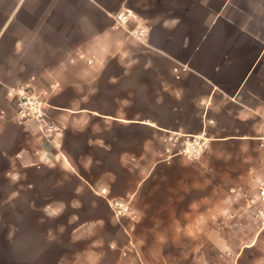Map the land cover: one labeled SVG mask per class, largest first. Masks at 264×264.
<instances>
[{
    "label": "crops",
    "instance_id": "0c3cea01",
    "mask_svg": "<svg viewBox=\"0 0 264 264\" xmlns=\"http://www.w3.org/2000/svg\"><path fill=\"white\" fill-rule=\"evenodd\" d=\"M26 83L52 134L17 120L10 92ZM180 137L205 144L197 154L252 156L248 169L264 156V0H0V198H44L39 218L81 207L72 231L96 234L87 264L106 252L151 264L112 199L213 186L198 162L181 177ZM203 233L226 247L219 229Z\"/></svg>",
    "mask_w": 264,
    "mask_h": 264
},
{
    "label": "rangeland",
    "instance_id": "374dc122",
    "mask_svg": "<svg viewBox=\"0 0 264 264\" xmlns=\"http://www.w3.org/2000/svg\"><path fill=\"white\" fill-rule=\"evenodd\" d=\"M191 140L180 137L175 149L179 151ZM206 146L205 150L210 145ZM179 156L181 177L195 179L188 165L198 162L210 169L207 173L214 185L205 190L181 183L166 187L165 198H153L155 193L152 198L112 199L116 212V202L127 204L129 210L120 214L127 221L138 222L136 237L146 240L142 245L144 258H164L168 262L164 264H264V217L260 215L264 209V156L254 169L246 168L253 162L249 155H206L201 150L197 155L182 152ZM159 158H166L165 162L172 159L167 155ZM31 199L0 198V264H87L96 259L95 251H85L96 234L72 231L81 207L68 206L57 217L39 218L44 198L38 202L41 208ZM99 206L108 211L103 202ZM201 212L205 216L197 219ZM213 229L224 234V249H218L203 233ZM194 230L199 232L190 233ZM158 237L161 242H157ZM115 259L114 252H106L102 264H112ZM161 260L151 264H163Z\"/></svg>",
    "mask_w": 264,
    "mask_h": 264
},
{
    "label": "built area",
    "instance_id": "2783aa9c",
    "mask_svg": "<svg viewBox=\"0 0 264 264\" xmlns=\"http://www.w3.org/2000/svg\"><path fill=\"white\" fill-rule=\"evenodd\" d=\"M126 17L122 14L118 15V21H125ZM11 99L16 106V118L18 121L25 123L28 121H36L39 123L41 129L46 134H52L57 130V126L48 120L47 116V101L42 92H38L30 83L22 85L15 92H10ZM200 143V144H198ZM194 147H201L200 140L193 139V141L185 142L179 152L187 153L189 156L197 155ZM261 195L264 197V187L261 188ZM118 213H126L129 210L127 204L116 202ZM260 215L264 217V209L260 210Z\"/></svg>",
    "mask_w": 264,
    "mask_h": 264
}]
</instances>
